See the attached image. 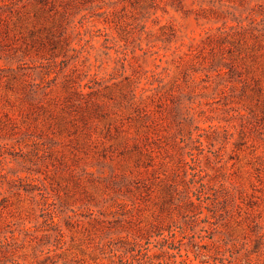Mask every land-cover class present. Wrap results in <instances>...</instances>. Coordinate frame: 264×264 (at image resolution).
Returning <instances> with one entry per match:
<instances>
[{
    "label": "rangeland",
    "instance_id": "obj_1",
    "mask_svg": "<svg viewBox=\"0 0 264 264\" xmlns=\"http://www.w3.org/2000/svg\"><path fill=\"white\" fill-rule=\"evenodd\" d=\"M0 264H264V0H0Z\"/></svg>",
    "mask_w": 264,
    "mask_h": 264
}]
</instances>
